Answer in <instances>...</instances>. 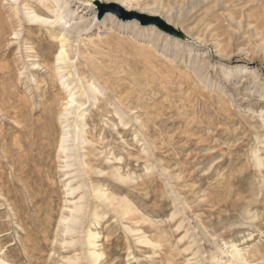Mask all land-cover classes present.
I'll return each mask as SVG.
<instances>
[{
  "label": "rangeland",
  "instance_id": "obj_1",
  "mask_svg": "<svg viewBox=\"0 0 264 264\" xmlns=\"http://www.w3.org/2000/svg\"><path fill=\"white\" fill-rule=\"evenodd\" d=\"M55 1L0 0V260L264 264V0Z\"/></svg>",
  "mask_w": 264,
  "mask_h": 264
},
{
  "label": "bare ground",
  "instance_id": "obj_2",
  "mask_svg": "<svg viewBox=\"0 0 264 264\" xmlns=\"http://www.w3.org/2000/svg\"><path fill=\"white\" fill-rule=\"evenodd\" d=\"M54 4H56L57 6H59L60 5V8L61 9H63V12L61 13V14H59L58 15V17H57V22H51L49 19H47V18H44V17H42V16H40L39 14H37V13H34L33 14V16L31 17V21H34V22H37V23H39L40 25H53V23H56L57 25H61L62 26V28H63V31H64V33H63V39L61 38V42H62V44L63 43H65L66 41H67V38L65 37V33H66V31H67V28H72L73 26H68L67 27V23H69L70 21V19H66L67 18V16H65L64 14L66 13V12H68L69 11V5L67 4V3H62L61 4V0H56L55 2H54ZM72 14V13H71ZM110 17L112 18V19H114V20H117V18L115 17V16H113V15H110ZM69 18V17H68ZM68 20V21H66V20ZM62 20H64L62 23H61V21ZM72 20V19H71ZM113 21V20H112ZM61 23V24H60ZM76 24V23H75ZM74 24V25H75ZM2 29V28H1ZM16 35H18V33H16ZM64 46V45H63ZM63 59H66V53L64 52V51H62V49H61V51H60V53H59V59H58V61H63ZM57 70H60V67L59 68H57ZM67 89H69V86L68 87H66ZM69 91V96H70V100H71V102L72 103H74L75 101H76V95H75V93L73 94V89H69L68 90ZM69 108L70 109H76V106H73V104H70L69 105ZM65 114L66 115H71V112H69L68 110H66L65 111ZM67 128V127H66ZM65 128V129H66ZM64 134V133H63ZM76 137V136H75ZM70 139H73L74 140V137L72 136V137H70L67 133H65L64 134V136H63V138H62V140H61V142H62V146H61V149H65L64 147H63V144H67L68 142H69V140ZM70 151V150H69ZM69 159H70V156H69ZM68 159V160H69ZM260 160V159H259ZM258 160V161H259ZM99 193V192H98ZM102 196H105V195H102ZM105 198V197H104ZM78 209V208H77ZM127 213V212H126ZM72 225V224H71ZM69 231H70V229H69ZM95 238H96V234H92V236H91V238L89 239L90 240V242H89V245L92 247H96V243L94 242V240H95ZM1 249V248H0ZM234 251V250H233ZM236 251V250H235ZM236 253V252H235ZM241 252L240 251H238L237 250V260H239V262L240 263H242L243 262V259H242V257H241V255H242V253L240 254ZM91 255L94 257V258H96V261L101 257V253L99 254V253H96V251H93V252H91ZM234 258H235V255H234ZM0 264H10V263H7V262H5V261H3V260H0Z\"/></svg>",
  "mask_w": 264,
  "mask_h": 264
},
{
  "label": "water",
  "instance_id": "obj_3",
  "mask_svg": "<svg viewBox=\"0 0 264 264\" xmlns=\"http://www.w3.org/2000/svg\"><path fill=\"white\" fill-rule=\"evenodd\" d=\"M105 13L115 14L122 20H139L143 26H157L166 32H174L171 27H169L159 18L148 17L135 12L126 11L117 4L102 6L100 10V15H103Z\"/></svg>",
  "mask_w": 264,
  "mask_h": 264
}]
</instances>
